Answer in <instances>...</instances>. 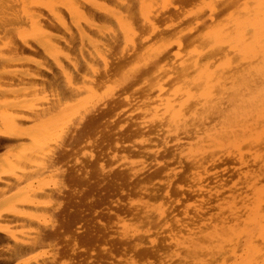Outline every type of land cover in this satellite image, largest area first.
I'll list each match as a JSON object with an SVG mask.
<instances>
[{
	"label": "bare ground",
	"instance_id": "bare-ground-1",
	"mask_svg": "<svg viewBox=\"0 0 264 264\" xmlns=\"http://www.w3.org/2000/svg\"><path fill=\"white\" fill-rule=\"evenodd\" d=\"M173 1L175 0H0V150L11 146L13 147L14 145H18L16 149L18 148L19 150L23 147L21 149L22 153L14 152L15 154L11 157L0 158V200L7 195L8 192L10 193L15 190V193H11V195L14 193L12 198H9L7 195L5 198L8 197L9 199L3 198L4 200L1 201L2 203L0 202V205L2 204V206H4L15 200L9 208L2 211L4 213H0V246L5 248L0 249V264H13L22 256L28 254L32 250L34 251L37 246L45 242L56 240L59 238L58 236H61V238H68V236L64 237L63 234L68 231L71 232L72 227L84 220L83 212L75 211L73 215H71L72 213H68L66 218H62L58 225V229L55 231L53 228L48 229L47 226H41L40 223L31 218L30 210H32V208L50 206L54 196L60 195L59 192H57L58 184L46 183L42 186H33V182H29L27 185L25 182L27 180L30 181L34 174L48 171V168H51L53 165L52 163L55 161H65V159L71 157L74 150L72 148L79 147V145L89 140L93 135V139L96 137L93 142H96L95 146L99 150L104 147L103 145L105 142L112 139L110 131L105 130V126L108 125L104 124L106 122L103 123L108 113L102 114L100 112L101 114H96L91 117L92 114L88 112L92 110H86V108H95L96 106L94 105L102 96L98 94L100 92L97 90L99 88V84L97 83H102V79L108 82L110 81V77L114 78L112 77L113 74L110 75L112 69L109 68V66L112 65L111 60L113 58H118L120 62V59H124L125 55L131 56L132 60L136 63H133L131 69L122 75V80L124 79L126 82L129 81L130 83L133 82V84H137L136 81L140 80L143 83L142 86L147 89L146 91L144 90V93H141L143 91L140 90L142 95L139 93L141 95L139 96L146 100H141L143 103L139 102L142 105L141 107L145 109L142 112V116H148V122H157L159 126L165 124L167 128L171 129L169 132L173 130H183V133H188L187 130L189 129L187 128L193 127L190 133L193 134L192 132L194 130L195 142L192 141L195 143V148L191 154L194 159L199 157V159H197L202 160L206 155H208V157L211 156L212 153L209 151L212 149H220L221 151L226 148L230 149L231 151L229 150L227 152H232L230 155H233V158H238L239 164L241 166L244 165V168L246 167V171H242L243 169H239L240 171L237 170L238 173L236 175L239 174V177H241L237 179L236 182L244 178V180L242 179L244 181L242 182L245 183V188L243 187V189L247 188V191L250 190V194L247 192L246 195L248 199L250 198V201L258 200V202L261 203L260 201L264 199V0H222L225 1V4H222L220 0L219 2L221 4H214L212 2L211 4L206 3L207 5L204 4L206 6L199 14H191L188 16L189 19L190 16L193 19L191 24L188 25V23H186L187 25H185L187 27H185L182 25L184 22H182L181 25L185 28L183 29L181 26L183 30L178 31L174 35V38L168 36L173 39L164 42L159 40V43L155 41L156 43L153 42L154 44L152 45V40H157V36L160 34L158 28L161 27V23L163 24L165 21H171L174 16V14L170 12L167 14L166 12L168 11L166 10H170V8L163 6L167 2H169L168 4L170 5ZM181 1L182 0H180L179 4ZM184 6L183 10L189 7ZM201 6L203 5L201 4ZM173 13H175V11ZM163 14L167 16L164 18L162 17L163 20H161L162 18L160 17L163 16ZM158 18L164 22L158 21ZM157 21L160 27L157 26ZM166 59L167 61H165ZM128 60L130 61L129 63H131V60ZM119 62H114L116 65L115 68L113 67V63L112 71H118L120 69V71H122L124 65L126 66L129 64L127 61L123 63L121 67L120 65L122 63ZM49 65H53L56 68L55 70L52 66L57 74L47 72L48 75H45L46 68ZM49 69L51 68H48V70ZM55 74L61 80L63 79L66 85L69 86H67L69 88L67 91L68 94L77 96L78 100L75 103L74 98H70L73 99L74 108L71 104L70 106L72 108H64V110L59 109L56 111L55 115H52L50 126L49 122L47 126H44L43 122L38 121L42 117L41 115L44 110H35L36 108L31 105L32 102L29 103V88L38 80L47 77L50 78V76H52L51 79L54 78V76H56ZM49 78H47V80ZM47 80L46 82L48 83L50 80ZM58 80L56 79V82L59 83L60 81ZM122 80L121 82H124ZM53 82L56 83L54 80ZM53 82L51 84H54ZM106 82L100 84V89L102 85L105 86V84L109 83ZM123 84H121V86ZM56 85L58 84L56 83ZM126 85H128V83H126ZM113 90L114 89L108 91L106 94L107 97L116 91L114 90L113 92ZM110 91H112V93ZM133 91H137V88ZM32 94L33 93H31V95ZM114 94L116 95L118 93ZM72 95H70V97ZM123 95H118V97L116 96L117 98H113V95L111 97L115 100H113L114 102L110 101L111 104H113V108L109 109V112L116 113L119 111L115 114V117L125 112L121 111L129 108L126 104L131 105L134 101L135 103L140 101L139 96H128V99V93L127 95ZM8 96H10V99L6 101L5 97L8 98ZM34 98L35 97H33V99ZM136 98H139V100L137 101ZM59 99L56 101L61 102ZM98 102H100V100ZM124 103H126V106ZM82 105L84 109L77 110L81 109ZM123 105L127 108L117 110ZM58 107L59 106H57V108ZM52 108L54 109L55 106ZM69 109H73L75 114H84L85 117L88 116V121L75 127L72 131L73 133L68 140V147L70 149L66 148L65 153L57 151L55 152V156H50L46 153V147L50 145L49 142L63 135V129L68 122H66V124H59L58 122ZM88 114H91L90 117ZM146 125L148 126L147 123H145V126ZM138 126L140 127L139 124ZM198 127L202 128L198 129ZM144 128L142 129L144 130ZM142 129L140 130L141 133L145 134ZM157 129L156 132H158ZM140 131H137L138 134ZM160 131L161 130H159V132ZM165 131H167V129ZM176 133L180 134L181 131L179 133L176 131ZM152 134H154V132ZM191 134L188 136H191ZM168 136H170V138ZM168 136L170 142L173 135L171 136L169 134ZM173 137L175 138L177 135ZM191 137L194 138L193 136ZM168 138L166 139L167 142ZM183 138L185 139V135L182 136L183 143H185ZM90 140H92V138ZM180 140H178V144L181 145L182 142ZM192 141L189 142V144H191ZM24 142H27L29 145L22 146ZM90 143L91 142H89V144ZM174 143H177V141ZM180 145L175 144L173 146ZM117 146L118 144L116 143V147ZM166 146H169V144ZM44 147L45 150L43 151ZM243 147H245V151H243ZM16 149L10 151H17L18 149ZM207 153H210V155ZM181 155L186 156L184 152ZM187 155L190 154L187 153ZM218 155L221 156L220 154ZM225 155L226 154L223 155L224 158ZM192 156H187V160ZM217 159H219V157ZM217 159L214 158V162H218L219 160L216 161ZM245 159L251 166L248 162H245ZM198 160H196V163ZM189 161L191 162L192 160ZM205 161H203L204 164L207 163ZM233 162L235 161L233 160ZM54 164H56V162ZM77 164L79 165L80 162L75 160V165ZM201 164L202 163H200L201 168L199 165L197 167L204 171V168H202L203 165ZM246 164H248V166ZM98 165L102 167L101 164L98 163ZM157 165L162 166L163 163H157ZM190 167H192V165ZM196 172L197 171L194 172L195 175H197ZM82 173L83 175H81L80 170L77 169L67 175L66 180L71 186L69 189H71L72 196L74 194V196L77 195L76 197H78L79 193L80 195L81 193L85 194L81 189L78 191L76 189L77 187L74 188L75 186L87 187L90 183L89 177L91 176V172L85 171L84 173V171H82ZM192 174L190 176L191 178L193 177ZM126 175L124 173L116 175L117 178H113L107 182L109 185L108 188L111 190V188H115L116 185H119L121 187L119 188L118 186L117 188L123 192L122 186H124L127 179L129 181L134 179L137 180L138 174L135 172L127 179ZM198 177L197 179L199 180ZM217 180L222 181L221 179ZM24 183L25 185L22 186ZM232 184H234V182H232ZM169 185L170 184H168V186ZM197 185L201 186V184ZM97 186H99V184H97ZM236 186L238 185L236 184ZM220 189L219 187V190ZM139 191L142 190L140 189ZM232 191L231 189V193L234 192ZM215 192H217V190ZM215 192L214 194L216 196L217 193ZM251 193L252 197H248ZM236 194H234L235 197L237 196ZM166 195L168 194L166 193ZM228 195V197L233 196L232 194ZM246 196L243 195V197H245L244 199H246ZM233 197L229 199H232L231 202L234 201L233 199L235 197ZM80 199L79 201L82 200ZM87 199L85 200L87 201ZM248 199L246 200L248 201ZM224 200H226V198ZM100 201L101 200H98L96 203ZM251 202L253 203V201ZM254 205L255 204H253V206ZM227 206L228 208L225 209H230L232 205L230 206L228 204ZM257 206L258 205L254 206L255 219L262 214H259L262 210H259L261 209L260 207L256 209ZM232 207L236 209L234 205ZM251 208L250 210L247 209V211L249 210V212H252ZM234 209L231 208V212L228 210L231 216L234 214L236 216ZM232 212H234V214ZM219 215L222 216V214ZM131 216L134 215L131 214ZM250 216L248 215V217ZM117 218L119 217L117 216ZM218 218V220L221 219L219 216ZM236 218L233 219L236 220ZM249 220L251 219L246 221L248 222L247 229L249 227L248 224H252V221L249 222ZM5 221L10 222V226H5L3 224ZM236 222L237 221H235V224ZM53 226H55V223ZM102 226L105 228L104 225ZM225 229L227 231V228ZM228 229H230V227ZM216 230L219 231L218 228ZM220 230L223 232L222 228ZM217 231L213 230L216 234ZM73 232L79 233L77 229H74ZM234 232L232 233L230 231L229 233L235 234ZM85 233L83 237L79 236V240L76 239L77 237L72 239V245L69 251L74 259H76L78 251L84 252L83 255L89 256V251L94 246V243L98 242L100 239V236L91 231V229L87 228V232ZM219 233L220 231L218 234ZM229 233L227 232V235H230ZM218 234L217 236L214 235V237L213 235L211 236L215 238L219 236ZM202 235L206 237L205 234ZM227 235L225 234V237H227ZM235 235L236 237L238 236L237 232ZM262 236L264 239V227L261 238ZM194 237H192L191 234L192 239L188 238V241L189 239L192 240L189 241L191 247L195 246H192V242H196L193 241ZM201 238L202 237L199 239L202 240L203 238ZM221 238L218 237V239L215 238V240H222ZM232 238L234 237L232 236L230 238L231 240L228 239L229 242L227 241V244L232 243ZM261 241L263 242V240ZM221 242L224 243L223 241ZM186 243L188 242L186 241ZM216 243L220 244V242L217 241ZM221 246H219L220 250L223 248ZM155 247L160 249L162 246L160 247L159 244H155L149 249L154 251ZM135 249L137 250L138 248H134V250ZM259 249L261 250V248H258L256 251ZM251 252L252 251H250V254ZM150 253L152 254V251H150ZM55 256H57V253ZM74 259H72L70 264H82L81 262L77 263ZM250 260L252 262L255 258L252 259L251 257ZM256 260L253 262H256ZM41 261L30 260V262L24 264H47L43 263V260ZM249 263L250 262H248V264ZM86 264H89V262Z\"/></svg>",
	"mask_w": 264,
	"mask_h": 264
},
{
	"label": "rangeland",
	"instance_id": "rangeland-1",
	"mask_svg": "<svg viewBox=\"0 0 264 264\" xmlns=\"http://www.w3.org/2000/svg\"><path fill=\"white\" fill-rule=\"evenodd\" d=\"M219 1L220 0H210V1L209 0L208 1L207 0H200V1L199 0H182L181 3L179 4L180 0H175L170 4L171 6L168 4L169 2H167V3L164 2L166 5L164 3H162V4H164L163 6H166V8H170V10H168V9L166 10V11H168L166 13L168 14L170 12L171 14H174V16L171 19V21H168V22L167 21H165V22L161 21V20H163L164 17L167 16L166 14H163V16L160 15L161 17L159 16L160 18H162V17L163 18L161 20L158 18V21L164 22L163 24L161 23V25H160L159 22L157 21V24H158L157 26L158 27L161 26L160 28H158V31L162 35L158 34L157 40L156 39L155 40L153 39L154 41L152 40V45L154 43H156L157 41L159 43V40H162L161 42H164V41H168V40L173 39L174 35L178 31H181L185 27H187L186 23H188V25L191 24L193 19L191 18V16L189 19V17H188L189 15L199 14L207 4H211V2L214 4H217V3H220ZM182 2H183V6L186 4L185 6H189V7L184 8V10H183ZM224 2L225 1H222V4H225ZM201 4L203 6H201ZM204 4H206V5H204ZM167 5H168V7H167ZM171 8H173V9H171ZM185 10H187V11H185ZM174 11L176 14L173 13ZM180 13H181V15H180ZM182 14H184V15H182ZM178 15H179V17H178ZM180 16H181V18H180ZM182 22H184V23L182 24ZM181 24L185 27H183ZM168 26H170V27H168ZM181 26L183 27V29H181L182 28ZM173 29H174V32H173ZM165 31H167V32H165ZM169 31H170V33H169ZM168 36H170V37L172 36L173 38H170ZM157 45H159V44H157ZM127 56L128 55H125L124 59H120V62H119L118 58H113L111 60L112 65L116 61H117V63L118 62L122 63L120 65L121 67L123 66V63H125L127 61H128V63L130 62L128 59L131 60V63L127 64L128 66L124 65V67H126V68L123 67L122 71H120L121 69L118 68L120 70H118V71L115 70L116 72L112 71L113 67L114 68L116 67L115 63H114L115 66L113 65V67H112V65H110L111 67L109 66V68L110 69L112 68L110 75L113 74L112 77H114V78L110 77L109 78L110 81H108L109 83L106 82V80L104 81V79H102V81H101L102 83H97V84H99V88L97 90H98V92H100L98 94L102 95L99 98L100 102H98L99 101L98 100L97 101L98 104L96 103L94 105V106H96L95 107L96 109L94 107L92 109H90V107H87L88 109L86 108V110H92V111L88 112V113L92 114L91 117H93V115H96V114L99 115L101 113L102 114L108 113V116H107V118H105V121H103V123L106 122L104 124L109 126L108 127V126L104 125L105 130L110 131V134L112 135V136L111 135L110 136L112 139L105 142L103 145L104 147L101 150H99L95 146L96 142H93L96 139V137L93 139V137H94V135H93L91 137L92 140H90L91 138H89V140H86V142L84 141L81 145H79V147L72 148L74 150H73V154H71V157L65 159V161L64 160L55 161L56 164H54L55 163L54 162V163H52L53 165L51 164L52 166L50 165L51 168H53V169H51L49 167L48 171H46L44 173L39 172V173H37L38 175L34 174L35 176L36 175L37 176L35 177L33 175V177H31L30 181L27 180L28 182L27 181L25 182L26 185L29 182L30 183L33 182V184H32L33 186H42L46 183H49V184L57 183L58 184L57 192H59L60 195H57L56 197L54 196V198L52 199V204L50 206L32 208V210H30L31 218L34 221H37L38 223H40L41 226H47L48 229L53 228L55 231L56 229H58V225L60 224L62 218H66L68 213L69 214L72 213L71 215H73L74 214L73 212H75V211H82L84 220L81 221L79 224L75 225L74 227H72L71 232L68 231L67 233L63 234L64 237L68 236V238H61V236H58L59 238L56 240L45 242L42 245L37 246V248H36L37 250L35 249L36 251L32 250L28 254L22 256L20 259H18L13 264H24V263L30 262V260L38 261V262L43 260V263H47V264L48 263L49 264H70L72 259H74V257L71 256L70 251H69V248L72 245V239L74 237H77L76 239L79 240L78 239L79 236L83 237L86 234L85 232H87V228L91 229V231L98 234L100 236V239L98 242L94 243V246L89 251V256L83 255L84 252H81V251L77 252L76 259H74V261H77V263L81 262L82 264H86L87 262H89V264H233V263L234 264L235 263L240 264L242 262L241 264H248V262H250L249 264H256L258 262L257 264H264V262H263L264 250H262V249H264V245H263L264 239H263V236L261 238V235L263 233V227H264V224H263L264 223V221H263V219H264V215H263L264 214V199L260 201L261 203H259L258 200H251V201H253V203H252L250 201V198L248 199L246 196L247 192L250 194V192H249L250 190L247 191L246 190L247 188L243 189V187L245 188V183H243L244 178H242L243 180L241 179L239 182L238 181L236 182V180L240 179V177H241V176L239 177V174L236 175L238 173V171H240L239 169H241V170L243 169L242 171H246V169H245L246 167L244 168V165L241 166L239 164L238 158H233L234 156L230 155V154H232V152H230V153L227 152L230 149H228L226 147H225L226 149L222 150L224 152H222L220 149L219 150L218 149L217 150L212 149L209 152L212 153L213 156L211 155L208 157V155H206L207 158L205 156V158L202 160H198L199 157H196L194 159L193 156L191 155L192 151H194V148H195L194 130L192 132L194 135L190 133V131H192L193 127L187 128V129H189V130H187L188 133H183L182 132L183 130H176L178 133L181 131L180 134H177L175 130L169 132V130H171V129L167 128V126L165 124L160 125L163 128L162 129L158 125L157 122H150L149 121L150 122L149 123L148 122L149 117L148 116H145V117L142 116V112L145 109L143 107H141L142 105L140 104V103H143L142 101H146L145 98L140 97L142 95L141 93H144L147 90V89H145L146 87L142 86L143 83L140 80H138L139 82L136 81L137 84H133V82L130 83L129 81L126 82L124 79L122 80V78H123L122 75L131 69V66L133 65V63H136L134 60H132L131 56H128V57ZM113 60H114V62H113ZM121 60H123V61H121ZM165 61H167V59ZM50 66L51 65L47 66L46 71H45V75H48L47 72L53 73V74L56 73L55 72L56 68L52 65L55 68V70H54V68L52 66L51 67ZM48 68H51V69L53 68V69L48 70ZM50 70H51V72H50ZM53 70H54V72H53ZM51 77L52 76H50V78L47 77V78H49L48 80H47V78L42 79L43 81L38 80V81H36L37 83L35 82L29 88V94H30V96L28 95L29 96L28 100H30L29 103L32 102L31 105H33V107L36 108L35 110H44L43 114L41 115L42 117L40 118L41 120L40 119L38 120V121L43 122L44 126H47L48 122H49V126H50L52 115H55L56 111H58L59 109L64 110V108L68 109L71 106L74 108L73 99H70V98L73 97L75 103L78 100V97L74 96L72 94H70V95H72L70 97V95L67 92L69 89L68 88L69 86L66 85V83L63 79L61 80L59 77H57V75L54 76V78H52V79L55 82H56V79L57 80L59 79L58 81H60L59 83L56 82L58 84V85H56V83L53 82ZM46 80L47 81L52 80L51 83L53 82L55 85L51 84L50 81L47 83ZM121 80L124 82H121ZM103 82H106L108 84H105V86L102 85L101 89H100V84H103ZM120 83L121 84L124 83V84L121 86ZM126 83H128V85H126ZM33 86L36 87L37 89L34 88ZM114 86L116 89L117 88L118 89L116 90L114 88ZM135 88H137V91L134 92L133 90ZM111 89L116 90L115 92L113 90V92L118 93V94L115 95L113 93V94H110L111 96L108 95V97H107L106 94ZM140 90H142L143 92L140 93ZM36 91H37V93H36ZM110 92L112 93V91H110ZM31 93H33V94L31 95ZM127 93H128V95H127ZM34 94H35V96H34ZM121 94L122 95L126 94L128 99L131 96L138 97L140 95L139 96L140 101H138L139 98L138 99L136 98V100L138 102H136V103H135V101L132 102L135 105H133L132 103H131V105L124 103V105L126 104L127 107L129 106V108L126 110H123L121 112H124V111L125 112L127 111V112L121 113L118 117H115V114L119 111H117L116 113L115 112L114 113L109 112L110 111L109 109L113 108V104H111V102L113 100H115V99H112L111 97L113 95V98H117L118 95H121ZM134 95H137V96H134ZM32 96L35 98L33 99ZM123 96H125V95H123ZM9 97L10 96H8V98L5 97L6 101H8L10 99ZM144 97H146V96H144ZM31 99H32V101H31ZM58 99L61 102L56 101ZM51 103L53 104V106ZM61 103L63 104V106ZM54 106H55V108L53 109L52 107H54ZM57 106H59V107L57 108ZM123 106L117 110H122L124 108H127V107H125V106L123 107ZM81 107H82L81 109H77V110H83L84 109L83 105ZM133 109H134V111H133ZM47 110H49V111H47ZM95 112H97V113H95ZM91 114H88L89 117ZM136 117H138V118H136ZM87 119H88V116L85 117L84 114H75L73 109L67 110L58 122L59 124H64V123L66 124V122H68L66 127L63 129V135H61V137L57 138L56 140H54V141L52 140L51 142H49L50 145H47L46 153L50 156H55V154H56L55 152H57V151L65 153L66 148L70 149L68 147V140L70 139V137L73 133L72 131L74 130L75 127H78V126L84 124L85 122H87L88 121ZM138 119H140V120H138ZM141 123H142V125H141ZM145 123H147L148 126L150 125L151 128L149 126V129H148V126L147 125L145 126ZM138 124L140 125V127L138 126ZM135 125H137V126H135ZM158 126H159V128H158ZM140 128L141 129L144 128V130L142 129V131L145 132V134L141 133ZM165 128L167 129V131H165L166 130ZM199 128H202V127H198V129ZM156 129L158 132H156ZM148 130H149V132H148ZM150 130H152V131H150ZM159 130H161V131L159 132ZM137 131H140L139 134ZM151 132L152 133L154 132V134H152ZM148 133H150V134H148ZM175 133H176L177 137L174 138L173 136H176ZM182 133H183V135H182ZM143 134L146 136H144ZM159 134L160 135L162 134V135L160 136ZM169 134L171 136L173 135L172 136L173 139L171 137L172 140L170 139V142H169L170 136H168ZM190 134L194 138H192L191 136H188ZM184 135H185V139L184 138L183 139H184L185 143H183V140H182V136H184ZM167 138H168L169 143L166 140ZM174 139H176V140H174ZM163 140H165V141H163ZM178 140H180L182 142V144H184V145L178 144V142H179ZM186 140H187V144H186ZM88 141L91 143L89 144ZM140 141L142 144L140 143ZM176 141H177V143H174ZM191 141H192V143L189 144V142H191ZM27 142H24L22 146L29 145ZM143 142H145V143H143ZM161 142H163V143H161ZM165 142H167V143H165ZM116 143L118 144L117 147H116ZM167 144H169V146H166ZM172 144L173 145L176 144V145H180V146H173ZM162 146H165V147H162ZM11 147L6 148V149H1L0 150V158L11 157L13 154H15L14 152L22 153L21 149L23 147L20 150L17 148L18 149L17 150L16 147H18V145L17 146L14 145L13 147H15V148L12 147V149H16L17 151H10V150H12ZM44 150H45V147L43 148V151ZM225 150H226V152H225ZM245 150H246L245 147H243V151H245ZM183 152H184V154H186V156L184 155L185 158L183 155H181V154H183ZM187 153L190 155H187ZM210 153H207V154L210 155ZM218 154H220L221 156H219ZM222 154L223 155L228 154L227 155L228 158L226 157V155L224 158V156ZM173 155H175V156H173ZM180 156H182V157H180ZM187 156H192V157H189L190 158L189 160H192L191 162L189 160H187L188 159ZM213 157L215 159H217L219 157V159H217L216 161H218V160L219 161L221 160V161L220 162L219 161L214 162ZM179 159H181V160H179ZM184 159H185V161H184ZM75 160L76 161L78 160V162H80V164L75 165ZM196 160H198L197 163H196ZM205 160H207V161H205ZM210 160H212V161H210ZM233 160L235 162H233ZM203 161H205L207 163L209 162V163L204 164ZM161 162L163 163L162 166L157 165V163L161 164ZM193 162H194V165H193ZM199 162L202 163L201 165L204 166V167L202 166V168H204L203 170L205 171V169H206L205 172H207L208 174L197 167L198 165L200 167ZM210 162H211V164H210ZM230 162H232V163H230ZM245 162H248V161L246 160ZM98 163L101 164L102 167H100V165H98ZM248 164H249V162H248ZM248 164H246V165L248 166ZM191 165L193 168L190 167ZM195 165L197 168L195 167ZM249 165L251 166V164H249ZM233 166H235V167H233ZM77 169L80 170L81 175H83L82 171H84V173H85V171L91 172V176L89 177L90 183L87 187H82V186H75L74 187V188L77 187L76 189L78 191H80V189H81L82 192H85V194L87 193L86 196H85V194H82V193L80 195L79 192H78L79 194L77 193L78 197H76L77 195L74 196V194L72 196V193L70 191L71 189H69V188H71V186H70L69 182L66 180L67 175L70 172H72L73 170H77ZM100 169H103V170H100ZM130 169L133 171H131ZM136 170H137V172H136ZM192 171H193V174H192ZM195 171H197L199 173L196 172L197 175H195V173H194ZM134 172L136 174H138L137 180L134 179L132 181H129L127 178L130 175L134 174ZM120 173H122V174L124 173L125 175L127 174L126 175L127 181L124 184V186H122L124 191L122 192L119 189L121 187L119 185H118L119 188H117L118 186L116 185L115 188H111V190H110V188H108L109 185L107 182H109L113 178H117L116 175H118ZM154 174L155 175L157 174V175L155 176ZM191 174L193 176L192 178L190 177ZM200 174H201V176H200ZM198 176H200V177H198ZM235 176H236V178H235ZM197 177L199 178V180L197 179ZM188 178L190 181L188 180ZM217 179H221L222 181L217 180ZM232 182H234L235 185L232 184ZM25 183L22 186H24ZM215 183H217V184H215ZM97 184H99V186H97ZM168 184H170V185L168 186ZM197 184H201V186L197 185ZM236 184L238 186H236ZM217 185L221 188L220 190H219V187ZM21 187H19V188H21ZM196 187H197V190H196ZM140 189L142 191H139ZM231 189L234 191V192L232 191L233 193H231ZM216 190H217V192H215ZM197 191H199V192H197ZM218 191H220V192H218ZM12 192L15 193V190ZM12 192L7 193L9 198L10 197L12 198V196L14 195V193L11 195ZM214 192L217 193L216 196H215ZM242 192H246V193H242ZM166 193L168 195H166ZM228 194H232L233 196H234V194H236L237 196L241 195L242 197L244 195V196H246V199H248V201L246 199H244L245 197H243V199H242L241 196L240 197L234 196L236 198V200H235V198L230 195L231 197L234 198L233 200L235 201V202L234 201L231 202L232 199L229 200L231 197H228L229 196ZM7 195H5L3 198L9 199L8 197L5 198ZM250 196L252 197V193L248 197H250ZM3 198L0 200V202L4 200ZM225 198L228 201L224 200ZM79 199L83 203L81 201H79ZM85 199H87V201ZM98 200H101V201L99 203L98 202L96 203V201H98ZM243 200L244 201L246 200V201L244 202ZM14 201L15 200L5 204L4 206H2V204H1L0 205V213H4L2 211L9 208L14 203ZM256 202H257V204H256ZM241 203L244 205H242ZM245 203H247V204H245ZM226 204L227 205L229 204L230 206L234 205V207H236V209H234L232 206L230 207V209L232 208L235 210L234 212H236V216H235L234 212H232L234 214L233 216H231L229 214L232 210L230 211V209H225V208H228V206ZM253 204H255L254 206L258 205L256 207V209L258 207L261 208L259 210H262V211L259 212V214H261V213L262 214L261 215L258 214L261 219L259 217L257 219H255V216H256L254 214V208L255 207L253 206ZM259 205H261V206H259ZM225 206H227V207H225ZM200 208H202V209H200ZM250 208L252 209V212L251 211L249 212ZM247 209H249V210L247 211ZM199 211H200V213H199ZM131 214L134 216H131ZM219 214H222V216ZM251 214L252 215L254 214V215L252 216ZM248 215L249 216L251 215V216L248 217ZM117 216L119 218H117ZM145 216L147 217V219ZM218 216L221 217V219H220L221 222H220V220H218L219 219ZM226 216H227V218H226ZM232 217L233 218L237 217V218L235 220ZM248 219H251V220H249V222L252 221V224L249 223L250 225L248 224L249 227L247 229V223L248 222H246V221H248ZM235 221H237L236 224H235ZM258 221H259V223H258ZM54 223H55V226H53ZM3 224L5 226L6 225L10 226V222H8V221H5ZM229 224H232V225L234 224V225L232 226ZM102 225H104L105 228H103ZM225 225L228 227H226ZM208 226L209 227L211 226V227L209 228ZM218 226H222V227H218ZM229 227L231 230L228 229ZM231 227H234L235 229L231 228ZM205 228H207V229H205ZM214 228H216V229L218 228L220 233L218 234L219 231H217ZM221 228H222V230L227 228V231L225 229V230H223V232H221V230H220ZM74 229H77L79 231V233H76V232L74 233L73 232ZM257 229L259 230V233H258ZM213 230L217 231V234L219 235L218 237H220V238L222 237L221 238L222 240H219V241L215 240V238L218 239V237L213 238L214 235L217 236L216 232L214 233ZM230 231L232 233L235 231L234 232L235 234L237 232L238 236L236 237L235 234L229 233ZM227 232L231 236L227 235ZM195 233H197V234H195ZM213 233H214V235H213ZM223 233H225L227 235V237H225V234H223ZM191 234H192V237L196 236V237H194V240H193L196 242H192V246L195 245L194 246L195 248L191 247L190 246L191 244L189 245V241H192V240H190V239H192ZM193 234H194V236H193ZM202 234H205V236L207 238L204 237V235H202ZM199 235H201V236H199ZM211 235H213V237ZM228 236L230 238L232 236L234 237V238H232L233 239L232 243L227 244V241L229 242L228 239H230ZM119 237L122 238L123 240L120 239ZM200 237H202L203 239L201 238L202 240H200L199 239ZM186 238H187V240H186ZM188 238H190L189 241H188ZM226 238H227V240H226ZM124 239H126V240H124ZM211 239H214L215 241L211 240ZM259 239L263 240V242ZM186 241L188 243H186ZM216 241L220 242V244L216 243ZM221 241H223L224 243H222ZM193 243H195V244H193ZM155 244H159V246L160 247L162 246V247L160 249L155 247L154 251L152 249H149V248H152V246ZM262 245H263V247H262ZM133 246H135V247H133ZM219 246H221L223 248L220 250ZM132 247H133V249H132ZM250 247H253V248H250ZM134 248H138V249L134 250ZM258 248H261V250L259 249L258 251H256ZM0 249H5V248L3 246H0ZM148 249L150 251H152V254L150 253V251ZM156 249H157V251H156ZM143 250L144 251L146 250L147 252L146 251L144 252ZM217 250H218V253H217ZM250 251H252L253 253L251 252V254H250ZM261 251L263 252V255H262ZM153 252H155V253H153ZM193 252H194V254H193ZM56 253H57V256H55ZM210 254H211V256H210ZM251 255L257 256V257H253ZM262 256H263V258H262ZM251 257H252V259L255 258V260L256 259H258V260H256V262H253L255 260H252V262H251V260H250ZM34 258H35V260H34Z\"/></svg>",
	"mask_w": 264,
	"mask_h": 264
}]
</instances>
